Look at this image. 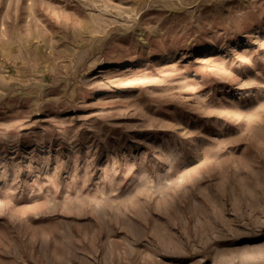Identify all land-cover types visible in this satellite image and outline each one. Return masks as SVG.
Listing matches in <instances>:
<instances>
[{"label": "rangeland", "instance_id": "obj_1", "mask_svg": "<svg viewBox=\"0 0 264 264\" xmlns=\"http://www.w3.org/2000/svg\"><path fill=\"white\" fill-rule=\"evenodd\" d=\"M0 264H264V0H0Z\"/></svg>", "mask_w": 264, "mask_h": 264}]
</instances>
